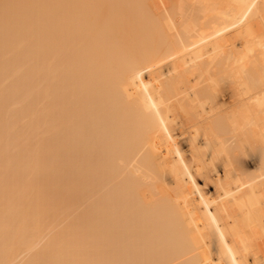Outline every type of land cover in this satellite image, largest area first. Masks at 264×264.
<instances>
[{"label":"bare ground","instance_id":"obj_1","mask_svg":"<svg viewBox=\"0 0 264 264\" xmlns=\"http://www.w3.org/2000/svg\"><path fill=\"white\" fill-rule=\"evenodd\" d=\"M0 264H264V0H0Z\"/></svg>","mask_w":264,"mask_h":264},{"label":"rangeland","instance_id":"obj_2","mask_svg":"<svg viewBox=\"0 0 264 264\" xmlns=\"http://www.w3.org/2000/svg\"><path fill=\"white\" fill-rule=\"evenodd\" d=\"M225 82V84H226V82L227 81H224ZM222 84V86H221V89H219V92H220V94L222 95V97L224 96V98L223 99H226V101H227V98H229L228 100H230V88H229V90L227 89V87L225 88V86L226 85H223L224 83L222 82L221 83ZM222 87H224V88H222ZM228 87H229V84H228ZM226 91V92H225ZM229 93V94H228ZM255 155V154H254ZM253 154L250 156V159H249V162H250V164L255 168V166H257L258 164V157L256 158V155L254 156ZM216 173V171H214V174ZM174 183H172V185H173ZM209 187L210 186H208L207 188H206V190H209ZM23 256V255H22ZM19 257L18 258V261L17 262H20L19 260H21L23 257Z\"/></svg>","mask_w":264,"mask_h":264}]
</instances>
